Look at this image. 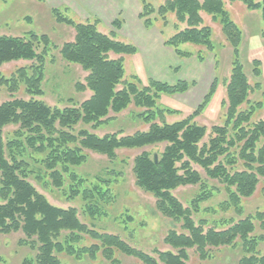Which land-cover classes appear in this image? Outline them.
I'll return each instance as SVG.
<instances>
[{"label": "trees", "instance_id": "trees-1", "mask_svg": "<svg viewBox=\"0 0 264 264\" xmlns=\"http://www.w3.org/2000/svg\"><path fill=\"white\" fill-rule=\"evenodd\" d=\"M138 1L141 3L139 18L146 28L153 26L155 17L167 26L168 16H175L178 31L165 45L181 58L196 55L203 63L205 56L201 49L216 51L213 30L204 24L202 13L221 25L223 36L233 49L231 75L226 81L224 125L212 127L208 142H204L208 129L193 122L204 112L217 80L189 117L174 123H156L166 113H175L158 106L162 95L187 93L196 83L179 81L170 85L151 80L149 86L140 87L136 76L125 79V57L137 54V48L117 40L116 31L122 27L119 20L113 22L114 31L107 35L100 31L98 21L77 23L54 9L55 20L75 31L74 40L60 48V56L87 74L84 83H76V91L91 94L79 105L63 109L49 106L40 100L45 95L49 37L34 33L26 37L0 36V68L18 61L31 63L20 67L10 78H0V85L11 95L15 96L23 87L29 97H14L0 103V234L23 233L20 244L35 255L22 264H62L59 258L62 254L77 262L85 257L94 261L101 255L106 264H122L117 256L120 254L142 264H187L190 250L206 262L213 258L214 250L222 248L241 249L243 255L237 264H264L260 249L264 244V210L239 221L233 218L217 221L214 223L217 227H226L220 231L216 226L206 229L209 222L196 223L193 218L200 213L201 203L209 200L214 192L208 181L194 170V164L205 171L208 180L223 185L227 200L219 208L234 211L240 217L245 213L243 200L254 196L260 179L264 178V119L252 121L257 112L264 113V104L249 102L252 87L240 60L243 32L230 18L223 0H166L157 9L148 0ZM228 1L242 3L250 11H261L264 20V0ZM180 24L185 28L180 29ZM183 45H194L200 50L196 54L183 51ZM132 104L143 110L138 117L150 125L147 131L129 136H121L119 132L104 137L93 133L114 120L111 113L121 114ZM245 104L249 107L242 110ZM11 126L16 129L6 133V128ZM160 144L166 146L158 159L144 151L135 157L132 167L137 187L156 199L157 212L181 225L180 231L171 230L164 239L171 250L154 251V255L132 247L118 235L90 229L81 222L75 208L51 205L30 181L35 178L45 186L53 185L58 191H64L69 200L81 198L86 202L85 212L96 221L106 214L103 205L115 198L110 186L119 174L106 170L104 173L111 177L97 176L94 184L86 186L87 179L73 170L87 162L86 151L104 155L114 165L120 161L118 151ZM186 186H198L201 190L187 208L173 194ZM257 230L263 233L257 234ZM87 238L94 244L85 246ZM0 263L4 264L1 257Z\"/></svg>", "mask_w": 264, "mask_h": 264}, {"label": "rangeland", "instance_id": "rangeland-1", "mask_svg": "<svg viewBox=\"0 0 264 264\" xmlns=\"http://www.w3.org/2000/svg\"><path fill=\"white\" fill-rule=\"evenodd\" d=\"M165 1L148 0L156 9ZM223 1L230 18L243 32L240 60L252 87L249 102L264 104V39L262 37L264 20L261 11H250L239 2L231 4L228 0ZM82 2L80 3V0H45L44 3H41L35 0H0V36L26 37L28 34L34 33L38 36L46 35L51 41L50 58L47 59L43 84L45 95L40 98L51 107L63 109L79 105L88 99L91 94L90 92L80 94L76 91V83H84L87 74L79 67L64 62L60 56V48L64 43L74 40L75 31L72 27L60 24L55 20L52 14L54 9L59 10L77 23L98 21L100 31L107 35L114 31L112 24L115 20H119L123 25V19L126 18L132 33L135 36H137L136 33H139L138 28L129 19L137 6L136 1L82 0ZM201 15L204 24L210 26L213 30L212 40L216 46L215 52L201 49L205 56L203 63L196 59V55L192 58H181L177 55L171 56L166 52L159 51L150 57V61L155 63V66L152 67L149 60L144 57L140 59V57L128 56L125 57V79L131 80L133 76H136L140 87L149 86L151 80L170 85H174L179 81L196 83L195 87L187 93L173 96L162 95L158 101V106L161 109L173 110L175 113H166L163 118L157 119L156 123L159 124L163 122L174 123L189 117L203 103L213 82L217 80L214 94L204 112L193 121L197 125L205 126L208 129L207 137L204 140V142H208L211 128L223 126L226 119V81L231 75L233 49L226 42L221 25L213 22L210 16L204 13ZM113 16L114 21L110 23L108 18ZM176 24V18L172 14L168 16L167 26H164L161 19L155 17L151 32L155 29L158 30L166 41L177 33ZM179 28L184 29L185 26L180 24ZM124 39V34H122V37L119 35V41H124ZM41 49L42 47L39 50ZM181 50L196 54L200 48H196L194 45H183ZM112 57L116 58L113 55ZM29 65L31 63L28 61L6 64L0 68V78H10L20 67ZM255 70H258V73ZM121 88L122 86L119 87V89ZM14 97L29 99L23 87H20L19 92L13 96L5 86L0 85V103L7 102ZM248 107L249 104H245L242 110H246ZM141 112H143L142 109L132 104L121 114L111 113L110 117L114 120L98 130H93V133L104 137L119 132L122 133L121 136H129L138 131H147L150 125L138 117ZM263 119L264 113L259 111L252 121L258 122ZM15 129L16 127L13 126L8 127L6 133ZM165 146V144H160L141 150L118 151L121 162L119 161L114 165H111L106 156L86 151L88 155L87 162L73 169L81 178L87 179L86 186H89L90 183L94 184L97 176L102 178L111 177L112 175L104 173L106 170H114L119 174L117 176L118 180L113 181L110 186L111 193L115 198L112 199L110 204L103 205L106 214L100 216V218L98 217L96 221L91 219L85 212L86 202L81 198L69 200L64 195V191H58L52 187L53 185L49 184L50 187L45 186L35 178H31L30 181L51 205L62 209L75 208L79 212L81 222L90 229L94 228L102 233L118 235L132 247L149 255H154V251L171 250V247L164 243V239L171 230L180 231L181 225L164 218L157 212L156 199L137 187L132 167L135 157L142 152L148 151L158 159ZM193 168L200 173L204 180L208 181L210 188L214 189L213 196L201 203L200 213L193 216L196 223L200 220L209 222L206 229L216 226L217 224L214 223L222 219L233 218L239 221L247 215H253L257 211L264 210V178L260 179V184L254 196L243 200L242 205L245 213L240 217L234 211H222L219 208L220 204L227 200L223 185L217 181L208 180L205 171L200 166L194 164ZM69 184L70 180H67V185ZM200 192L198 186H186L178 188L173 194L187 208ZM222 229L224 230L226 227L220 225L217 227L218 231ZM262 233L261 230H257V234ZM23 238L22 232L11 235L0 234V257L4 264H22L26 258L35 255L34 251L20 244ZM92 244L94 242L89 238L84 242L85 246ZM260 249L264 253V244ZM189 254L190 261L187 264H237L243 255L240 248H222L214 250L212 252L213 258L203 262L194 250H190ZM117 256L122 264H142L135 258L120 254ZM59 258L62 264H106L101 255H98L94 261L89 257H85L81 262H77L74 258L65 254L60 255Z\"/></svg>", "mask_w": 264, "mask_h": 264}, {"label": "crops", "instance_id": "crops-1", "mask_svg": "<svg viewBox=\"0 0 264 264\" xmlns=\"http://www.w3.org/2000/svg\"><path fill=\"white\" fill-rule=\"evenodd\" d=\"M134 1L137 2L136 4L137 6L136 8H134V11L131 13V17H129V19L131 20L130 22L136 28H138L139 33H136L137 36H135L132 33L130 25L128 24V19H126L124 16L125 19H123L124 22L121 27V30H119V32L117 33V40H118L119 35L122 37V34H124V38H125L124 41L123 40H120V41L125 42V43L126 42L132 43L137 48V54L130 56V57H135V58L140 57V59L144 57L146 60H149L150 65L154 67L155 63L150 61V57L151 55L153 56V54H156V52L157 53L159 51H162L163 53L166 52L171 56L176 55V54L173 49L165 45V40L163 39L162 35L160 34L158 30L155 29L151 32V29L153 28V26L150 28H146L144 26L142 20H140L139 18V15L141 13V3L138 0H134ZM81 2L82 0H80V3ZM108 21L110 23L113 22L114 16L109 17ZM142 53H144L143 56H142ZM156 61H157V57H156ZM147 65H148V61H147Z\"/></svg>", "mask_w": 264, "mask_h": 264}]
</instances>
